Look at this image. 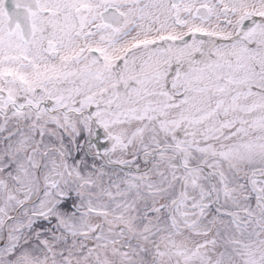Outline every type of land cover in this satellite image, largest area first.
<instances>
[{
  "label": "snow or ice",
  "instance_id": "1",
  "mask_svg": "<svg viewBox=\"0 0 264 264\" xmlns=\"http://www.w3.org/2000/svg\"><path fill=\"white\" fill-rule=\"evenodd\" d=\"M0 264H264V0H0Z\"/></svg>",
  "mask_w": 264,
  "mask_h": 264
}]
</instances>
